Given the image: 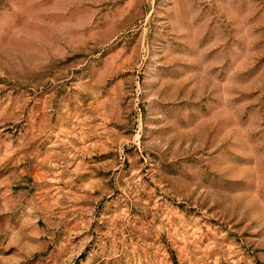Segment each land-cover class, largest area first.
I'll return each instance as SVG.
<instances>
[{"label":"rangeland","instance_id":"1","mask_svg":"<svg viewBox=\"0 0 264 264\" xmlns=\"http://www.w3.org/2000/svg\"><path fill=\"white\" fill-rule=\"evenodd\" d=\"M0 264H264V0H0Z\"/></svg>","mask_w":264,"mask_h":264}]
</instances>
